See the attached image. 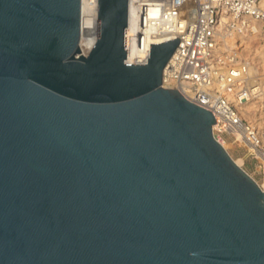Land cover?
<instances>
[{
    "label": "water",
    "instance_id": "1",
    "mask_svg": "<svg viewBox=\"0 0 264 264\" xmlns=\"http://www.w3.org/2000/svg\"><path fill=\"white\" fill-rule=\"evenodd\" d=\"M0 0V264H264V189L161 85L179 39L128 64L126 0Z\"/></svg>",
    "mask_w": 264,
    "mask_h": 264
},
{
    "label": "built area",
    "instance_id": "2",
    "mask_svg": "<svg viewBox=\"0 0 264 264\" xmlns=\"http://www.w3.org/2000/svg\"><path fill=\"white\" fill-rule=\"evenodd\" d=\"M262 0H126V54L128 64L144 65L149 58V44L144 37H169L159 43L178 38L179 41L162 71L167 84L174 86L185 99L209 111L216 125L214 132L235 133L239 142L260 152L258 132L244 124L228 101L229 87L242 80L238 69L218 77L213 66L214 35L218 26L226 31L244 28L242 17L258 19L264 15ZM155 43V44H159ZM135 53V63L127 54ZM140 55V56H139ZM221 75V74H220ZM220 92H214L215 86ZM166 88V87H165ZM172 89V88H169ZM239 97L250 95L239 92Z\"/></svg>",
    "mask_w": 264,
    "mask_h": 264
},
{
    "label": "rangeland",
    "instance_id": "3",
    "mask_svg": "<svg viewBox=\"0 0 264 264\" xmlns=\"http://www.w3.org/2000/svg\"><path fill=\"white\" fill-rule=\"evenodd\" d=\"M260 4L264 12V0H262ZM254 20H256L254 25L250 27L244 26V30L248 33H253L254 36L247 35L245 37L244 41L247 45L243 51L240 48L241 43H243V39H241L242 34L240 33L241 29H228L227 32H233L234 34L233 40L231 45L219 47L218 50L214 52V57L219 62H215L217 65L213 66V70L217 75V80H220L218 77L227 76L230 74L231 69H238L241 73L240 78H242V80L235 84L233 83L229 87L230 93L228 101L233 109H235L236 101L245 103L248 100L245 97H239V92L242 91L252 96V98L255 97V101L259 102V113H261L258 115V118H261L264 116V15ZM219 27L220 26L217 27L216 32ZM219 89L220 87L216 85L213 91L218 93L220 92ZM245 118L239 117L244 124L253 126L259 133L258 138L261 142L259 151L264 152V124L258 127V131L254 124ZM214 135L219 143L225 145L224 149L231 158L234 161L241 160V168L264 189V156L248 145L239 142L235 133L222 131L214 132Z\"/></svg>",
    "mask_w": 264,
    "mask_h": 264
},
{
    "label": "bare ground",
    "instance_id": "4",
    "mask_svg": "<svg viewBox=\"0 0 264 264\" xmlns=\"http://www.w3.org/2000/svg\"><path fill=\"white\" fill-rule=\"evenodd\" d=\"M96 11H97V0H81V22H80V50L83 55L89 52V50L94 46L96 42L97 37V26H96ZM241 23L244 26H251L256 23V20L250 17H242L240 20ZM221 25V24H220ZM240 29V28H239ZM244 28H241L240 33L241 39H243V43H241V50L243 51L245 49V37L247 35H253V33L246 32ZM234 34L233 32H227L224 26H220L218 28V31L216 32L215 39H216V46L215 49L213 48V52L218 50L219 47H224L227 45H231V42L233 40ZM165 38L169 37H162V36H156L154 38L152 37H144V41L147 42V44H155L159 43ZM248 43V42H246ZM136 54L132 53L131 51L127 54V61L135 63ZM140 56V55H139ZM165 72V68L163 69ZM162 87L166 88H172L174 89V86H171L170 84H167L165 78L164 81L161 82ZM256 98H252V96L248 97L247 102L242 103L240 101L235 102V109L237 111V117L239 118H247L248 121H250L254 126L258 129L260 125L262 126L264 124V116L261 118H258L259 113V102L255 101ZM245 118V119H246ZM216 125H213V129H215ZM259 131V129H258ZM259 134V133H258ZM223 148H225L224 144H221ZM238 166L241 164V160H235L234 161ZM241 167V166H240ZM262 188V187H261Z\"/></svg>",
    "mask_w": 264,
    "mask_h": 264
}]
</instances>
